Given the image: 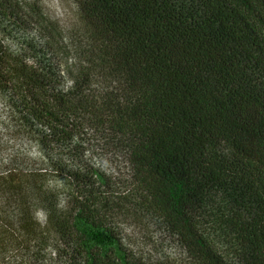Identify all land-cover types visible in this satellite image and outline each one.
<instances>
[{
  "label": "trees",
  "instance_id": "obj_1",
  "mask_svg": "<svg viewBox=\"0 0 264 264\" xmlns=\"http://www.w3.org/2000/svg\"><path fill=\"white\" fill-rule=\"evenodd\" d=\"M69 1L65 80L54 25L35 2L0 0V33L34 59L0 42V101L67 184L0 175V264H146L118 216L174 237L176 264H264V0ZM86 134L126 157L123 191L78 167Z\"/></svg>",
  "mask_w": 264,
  "mask_h": 264
},
{
  "label": "rangeland",
  "instance_id": "obj_2",
  "mask_svg": "<svg viewBox=\"0 0 264 264\" xmlns=\"http://www.w3.org/2000/svg\"><path fill=\"white\" fill-rule=\"evenodd\" d=\"M21 1L27 4L35 2L43 17L56 28L59 42V49L56 50L57 59L64 68L65 80H69L66 72L74 71L76 63L75 54L71 50V37L75 20L71 2L69 0ZM24 10L30 13L25 6ZM36 31H33L31 36L41 37L45 40L42 32ZM0 42L14 56L17 54L24 58L27 64L34 63L31 56L32 52L27 49L19 51L18 44L10 37L0 33ZM79 143L82 147L80 153L83 156L78 167L84 172H89L92 169L97 170L110 181L112 188L123 191L122 189L127 185L130 178L126 157L122 153L106 147L96 135L86 134L82 139H79ZM45 165L37 143L19 124L17 115L0 101V175L6 174L9 170L26 172L29 173L28 175H33L34 187H40L45 191H66L67 184L55 177L49 166ZM27 186L28 184H25L21 187L23 193L27 191ZM3 204L4 200L0 202V206L3 207ZM8 206H14L12 200ZM113 223L118 229L124 246L146 264L183 263L185 254L175 238L161 229L150 218L138 221L118 216ZM47 260V264H59L58 259L53 255L47 257Z\"/></svg>",
  "mask_w": 264,
  "mask_h": 264
}]
</instances>
